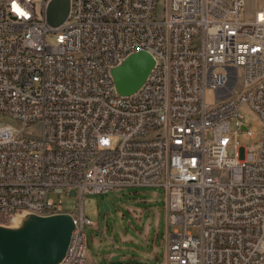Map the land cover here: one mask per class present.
Masks as SVG:
<instances>
[{
    "label": "built area",
    "instance_id": "2783aa9c",
    "mask_svg": "<svg viewBox=\"0 0 264 264\" xmlns=\"http://www.w3.org/2000/svg\"><path fill=\"white\" fill-rule=\"evenodd\" d=\"M47 1L0 0V114L16 123L0 124V214L67 213L49 193L74 191L59 264H264V6L238 20L244 0H71L51 29ZM139 50L149 81L119 96L108 67ZM242 107L261 137L229 157L231 134L255 136ZM152 187L164 261H90L84 196Z\"/></svg>",
    "mask_w": 264,
    "mask_h": 264
},
{
    "label": "rangeland",
    "instance_id": "374dc122",
    "mask_svg": "<svg viewBox=\"0 0 264 264\" xmlns=\"http://www.w3.org/2000/svg\"><path fill=\"white\" fill-rule=\"evenodd\" d=\"M245 6L237 16L238 20L252 17L253 13L264 6V0H244ZM48 43L54 41V35L46 37ZM243 122L254 129L255 136L245 138L239 133L231 134L226 154L233 157L238 146L246 151H255L262 132V122L250 109H240ZM16 126L8 115L0 114V124ZM234 120L230 121V131H234ZM30 134L36 133V127L30 128ZM212 136L206 130V138ZM54 202L60 203L62 212L74 214L80 203L79 196L67 193H49ZM103 203L107 209L103 208ZM84 214L95 224L85 226L87 236V256L94 263H106L112 255H120L119 263H162L165 257V209L163 189L158 187L145 189H119L106 194H86L82 201ZM4 223H9L5 221ZM193 235L199 233V227L189 226Z\"/></svg>",
    "mask_w": 264,
    "mask_h": 264
},
{
    "label": "water",
    "instance_id": "95a60500",
    "mask_svg": "<svg viewBox=\"0 0 264 264\" xmlns=\"http://www.w3.org/2000/svg\"><path fill=\"white\" fill-rule=\"evenodd\" d=\"M71 0H48L45 24L51 29L61 27L69 18ZM155 66L151 54L139 50L127 54L108 71L114 83L115 93L127 97L137 92ZM244 128V127H243ZM74 191H69L70 193ZM103 208L107 209L105 203ZM0 223V264H59L65 257L74 229L67 213L37 215L20 212ZM114 255L111 261H117Z\"/></svg>",
    "mask_w": 264,
    "mask_h": 264
},
{
    "label": "bare ground",
    "instance_id": "6f19581e",
    "mask_svg": "<svg viewBox=\"0 0 264 264\" xmlns=\"http://www.w3.org/2000/svg\"><path fill=\"white\" fill-rule=\"evenodd\" d=\"M46 3H47V2H45V8L42 10V23H43L44 25H46V24H45V10H46ZM149 74H151V72H150ZM148 81H149V75H148V77H147V79H146L145 82H148ZM8 219H9V215H2V214H0V223H4L5 221H8Z\"/></svg>",
    "mask_w": 264,
    "mask_h": 264
},
{
    "label": "snow or ice",
    "instance_id": "6c2138e0",
    "mask_svg": "<svg viewBox=\"0 0 264 264\" xmlns=\"http://www.w3.org/2000/svg\"><path fill=\"white\" fill-rule=\"evenodd\" d=\"M104 143H107V141H104Z\"/></svg>",
    "mask_w": 264,
    "mask_h": 264
},
{
    "label": "crops",
    "instance_id": "0c3cea01",
    "mask_svg": "<svg viewBox=\"0 0 264 264\" xmlns=\"http://www.w3.org/2000/svg\"><path fill=\"white\" fill-rule=\"evenodd\" d=\"M112 256H114V255H112ZM112 256H111V257H112ZM111 257H110V258H111Z\"/></svg>",
    "mask_w": 264,
    "mask_h": 264
}]
</instances>
